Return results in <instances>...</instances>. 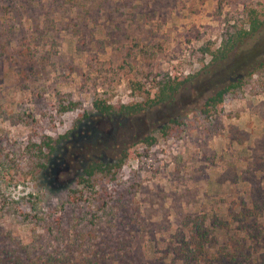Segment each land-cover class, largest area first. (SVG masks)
Returning <instances> with one entry per match:
<instances>
[{"label":"rangeland","instance_id":"obj_1","mask_svg":"<svg viewBox=\"0 0 264 264\" xmlns=\"http://www.w3.org/2000/svg\"><path fill=\"white\" fill-rule=\"evenodd\" d=\"M252 10L260 28L208 65L203 49L248 29ZM263 57L264 0H0V251L102 249L111 261L127 248L169 264L167 245L197 217L216 247L234 235L264 260V71L252 69ZM243 75L206 116L207 98ZM167 77L183 85L165 104L119 120L93 110L143 103ZM45 136L59 140L51 166L36 147ZM128 148L115 182L76 186L91 158Z\"/></svg>","mask_w":264,"mask_h":264},{"label":"trees","instance_id":"obj_2","mask_svg":"<svg viewBox=\"0 0 264 264\" xmlns=\"http://www.w3.org/2000/svg\"><path fill=\"white\" fill-rule=\"evenodd\" d=\"M261 25L262 22L258 20L256 12L252 10L248 29L229 31L215 50H211L210 47L203 49V52L209 56L208 65L221 64L238 45L255 33ZM252 69H254L253 71H264V57L255 60L252 64ZM244 77L243 75L241 78L237 77L232 81L224 83L207 98L202 112L206 116L210 115L217 106L224 102L226 95L242 89L244 86ZM182 85L183 81L167 77L157 83V92L153 98H148L143 103L114 105L105 100L94 99L92 101V107L100 118L109 120L128 119L142 114L146 110L169 102L181 89ZM76 106L77 104L71 102L69 105L62 107L61 111H71ZM171 125H178V122L176 120H170L168 124L161 127V132L167 135L173 127ZM144 141L147 145L151 146L154 144L155 139L147 137ZM58 142L59 140L45 136L41 144L36 146L38 155L48 160L55 153ZM130 155L131 150L128 148L123 149L120 156L112 162L103 161L98 157L91 158L86 162L82 170L76 174V186L81 187L82 190H87V192H92L96 186L97 178L108 182H115L119 171L123 168ZM47 164L51 166L54 165V162L52 159H49ZM47 164H41V166L46 167ZM259 165L261 164L259 163ZM73 194L75 195L76 193ZM79 194L82 197L83 193L81 191H79ZM80 201H83L82 198L78 200V202ZM252 204L253 208H255L254 204L256 203L252 202ZM242 206L249 208L246 203H242ZM248 218L249 223H253L254 225L255 219ZM256 229L258 231L257 240L264 245V227L259 225ZM233 236L228 238V241L223 244L224 246L216 247L217 240L216 244H213L216 236L211 224L209 226L207 221L197 217L192 219L188 218L183 220L181 232L174 235L172 241L167 245L163 252V260L170 261L169 264H264V260H256L254 249L252 250L245 243H241L238 239L233 238ZM30 255H5L0 251V264H146L141 259L143 256H139L127 248L123 249L121 254L117 251H112L110 256L111 261L108 260L102 249L98 251L91 249L69 250L66 253H46L38 257Z\"/></svg>","mask_w":264,"mask_h":264}]
</instances>
